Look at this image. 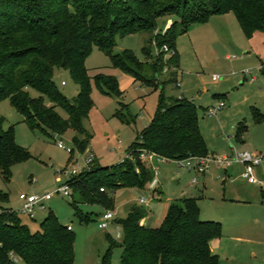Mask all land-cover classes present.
Instances as JSON below:
<instances>
[{"label":"trees","instance_id":"1","mask_svg":"<svg viewBox=\"0 0 264 264\" xmlns=\"http://www.w3.org/2000/svg\"><path fill=\"white\" fill-rule=\"evenodd\" d=\"M227 13L235 15L246 37L264 32V0H0V102L9 99L32 130L50 129L57 134L74 130V146L83 153L92 137L83 125L93 105L92 78L103 92L122 94L115 76L89 75L86 60L95 47L110 58L113 67L133 76L136 82L161 88L153 120L132 143L129 156L111 166H101L95 159L68 181L72 195L77 194L82 202L113 210L112 191L121 187L145 191L146 184L153 181V169H147L142 162L143 151L172 160L210 155L200 128L198 106L184 96L166 99L165 82L160 76L165 63L180 68L179 35L188 32L193 24ZM168 15L174 16L173 24L165 32L156 33L158 19ZM142 31L150 33L142 47L144 60L131 49L114 51L118 36ZM153 39L159 48L167 44L174 54H154ZM58 68L70 70L79 86L75 98L69 99L58 88L54 80ZM167 75L177 84V71ZM30 88L40 94L32 96ZM58 107L68 114L67 118L61 116ZM253 117L257 123L264 122L258 108H253ZM125 120L131 124L135 117L125 115ZM3 122L0 117V172L9 181L12 167L28 160L31 154L17 143L15 125L3 129ZM246 130V125H239V141H243ZM9 200L10 194L0 190V264H18L13 254L23 264H74L73 229L50 210L41 228L32 231L20 212L2 205ZM147 213L144 205L132 207L122 220V241L108 235L110 245L99 264H112L116 246L122 247L120 264H220V256L212 251L210 243L222 237V223L202 219L197 198L172 202L158 226L142 224ZM77 217L80 222L90 221V214L78 213Z\"/></svg>","mask_w":264,"mask_h":264},{"label":"rangeland","instance_id":"2","mask_svg":"<svg viewBox=\"0 0 264 264\" xmlns=\"http://www.w3.org/2000/svg\"><path fill=\"white\" fill-rule=\"evenodd\" d=\"M226 17L228 20L224 26L234 42L230 45L231 47L219 41V37L208 26L209 24H193L188 32L179 35L177 39L181 54L178 75L180 86L169 81L166 73L160 76V80L165 82L166 99L184 96L196 103L200 128L208 150L214 153L212 157L219 160H225V157L231 158L237 152L246 150L264 151V122L257 123L253 117L254 107L264 114V32H256L252 38H248L233 13H229ZM174 20V16L170 15L160 17L157 21L158 32H165ZM149 37L150 33L145 31L125 37L118 36L114 51L131 49L140 59H145L142 47ZM111 65L110 58L97 47L86 60V67L93 72ZM214 75H220L221 78L214 80ZM54 80L69 99L75 98L79 93V86L74 82L69 69L58 68ZM64 81L65 84H63ZM91 87L93 105L88 117L83 119V125L92 137L89 148L83 153L74 146V130L69 129L64 134H57L50 129L32 130L23 121V116L11 105L9 99H3L0 102V117L4 118L3 129L15 125L17 143L27 148L31 154L28 160L12 167L11 180H5L0 172V190L10 194V200L2 204L4 207L19 211L21 192H54L59 185L69 179L66 172L71 170L74 162L80 165L78 169H82L86 158L91 153L96 155V163L101 166H111L123 161L139 133L152 122L161 94V88L147 87L142 82H137L125 90L120 89L121 96L103 92L94 78L91 80ZM29 91L32 96L40 94L33 88ZM220 101H225L226 106L214 114H208V108L216 107ZM46 102L49 103L48 99ZM57 111L62 117H68L62 108L58 107ZM125 115L126 118L130 115L134 116L135 122L128 124ZM241 124L247 126L243 134L244 141L236 138ZM60 140H63L67 147L74 148V153L71 154L65 148L59 147ZM142 162L147 169L152 170V165L147 159H142ZM160 163V168L154 173L153 180L158 179L156 187H151L152 181H150L146 184L145 192L156 197L163 194L165 198H177L179 187L176 175L180 171L182 177L180 181L183 183L190 182L192 176L185 168L171 160ZM209 168L208 186L212 192L207 194L214 200L213 204L221 209H224V204L218 200V195L224 185H226L227 194H232V188L236 189L238 185L251 182L243 175L245 165L242 163L235 161L230 164L211 163ZM226 168L228 176L225 183L222 173ZM253 183L258 181L255 180ZM252 185L256 186L251 195L255 205L253 208L260 211L263 208L260 214H264V197L260 182ZM134 190L121 187L115 190V193L112 191L116 198L114 208L111 209L115 217L107 229H101L98 226L99 218L106 213L107 208L98 203L82 202L77 194L66 198L60 193H55L54 197L46 203L45 209L36 211L35 220L28 219L21 213L19 216L32 231H37L41 228L43 219L50 210H53L64 225H72L76 234L74 264H99L110 245L107 236L110 235L118 242L123 239L122 220L127 218L128 210L133 202L129 196ZM74 201L78 204L75 205ZM253 212L254 210L251 212L247 210L244 212L246 215L241 217L235 213V210L230 211L232 216L238 217V221L244 219V223L251 227L250 230L254 227V235L264 238V221L259 225L251 222ZM78 213L90 214V221L80 222ZM117 227L121 232L120 237L116 235ZM238 245L239 252H244L243 259L236 260L228 255L221 259L220 264H264V239L259 246H252L248 242H240ZM251 247L255 249L257 258L249 261ZM121 252L122 247L113 248L112 264H120Z\"/></svg>","mask_w":264,"mask_h":264},{"label":"crops","instance_id":"3","mask_svg":"<svg viewBox=\"0 0 264 264\" xmlns=\"http://www.w3.org/2000/svg\"><path fill=\"white\" fill-rule=\"evenodd\" d=\"M226 16H229V13L223 14V15H213L210 18V20L206 22V24H209L208 26H210L212 30H214L215 34L219 37L220 42H222L225 46L231 47L230 45H232L234 42L230 38V33L228 34V31L226 30L227 28L225 29L226 26H224L226 25L227 20H228ZM258 32H261V31H258ZM177 49H178V46H177ZM141 60H144V59H141ZM180 63H181V54H180ZM88 73L91 77H94L96 74H99V73L115 76L118 79L120 89L122 90L128 89L133 84L137 83L133 76L124 73L123 71H121L118 68L113 67L112 65L104 69L102 68L97 69L94 72L88 69ZM212 155H214V153H210V156ZM95 159H96V155H95ZM160 164H161L160 162L157 164L159 168H160ZM209 169L205 173H202L201 175H199L198 180L196 182H194L195 173L185 169L192 176L191 181L185 182V183L180 181L182 177L180 176L181 173L179 171L178 175H176L177 176L176 180H177V184L179 187V194H178L179 196H177V198H172V197L165 198L163 194L157 195L156 197L154 195L146 193L145 191L135 189L133 193H131V195L129 196V198L133 202H131L130 208L128 210V214L134 205H144L148 213H147V216L142 220V224L146 226L154 227L158 223L162 222L172 202L178 201L180 199L187 198V197H195L198 199V204L200 207V217L202 219L217 220L222 223V226H223L222 237L214 239L210 243L212 251L220 256V262L223 257L228 256V255H230L236 260L241 259V258L243 259L244 252L242 251L239 252L240 246L238 245V243L248 242L249 244H252V246H259L263 242L264 238L258 235H254V231H255L254 227H253V230H250L251 227H248L249 224L246 225V223H244L245 222L244 219L243 221H238L237 219L238 217L232 216V213H230V211L231 209H233L235 210L236 214H239L241 215V217H243L246 215L244 214L245 211L249 210L251 212V210L252 211L254 210L253 214L252 215L250 214L251 222H253L256 225H259L260 222L264 221V214L262 213L260 214L263 208L261 209V211L260 209L259 210L254 209L253 206L255 205L253 204V201L251 198L253 188H256V186L254 187L252 184H259V182L261 185L262 196L264 197V167L261 166V167L256 168L255 177L258 183H253L255 182L253 181L247 184L245 183L243 185H238L236 189L235 188L231 189L232 194H227L228 191H227L226 185H224V187L222 188V190H220L219 195H218V200H220V202L224 204L223 205L224 209H221L220 207H217V205H214L213 204L214 200L207 194V193L212 192V190L209 189V186H208V183L210 180L209 178L210 173L208 172ZM223 175L228 176L227 168L225 169V172L222 173V176ZM242 178L244 177L242 176ZM225 181L226 180H224V182ZM156 182H158L157 178L152 181L151 187H156V184H157ZM142 197L146 198V201L144 203L140 202V199ZM261 205L259 206L261 207ZM26 217L28 219H31L28 216ZM68 226L72 227L71 224H69ZM236 242H238L237 245H236ZM250 249L252 250L250 251V257L248 260L252 261L254 258H257V254H256L255 249H253V247H251Z\"/></svg>","mask_w":264,"mask_h":264},{"label":"built area","instance_id":"4","mask_svg":"<svg viewBox=\"0 0 264 264\" xmlns=\"http://www.w3.org/2000/svg\"><path fill=\"white\" fill-rule=\"evenodd\" d=\"M156 33H158V30L156 31ZM151 45L153 48V53L156 55L160 51L167 52L168 56H171L174 54V50L170 49L167 44H165L163 47L159 48L156 39H153ZM170 71H177L179 73L180 69L174 65H168L167 63H165L163 73L167 74ZM219 78H221L220 75H214L213 76L214 80H218ZM63 84H65V81L63 82ZM177 85L180 86L179 80L177 82ZM225 106H226V102L220 101L216 107L208 108L207 113L208 114H214L218 110L224 108ZM58 146L61 148H65L71 154L74 151V148L67 147L63 140H60L58 142ZM127 156H129V155H127ZM141 158L147 159V161L152 165V169H153L154 173H156V171L159 169V167L157 165L159 162L166 161V160H172V159H168L165 156H162V155H160L156 152H153V151H143L141 153ZM231 158H232V160H231ZM231 158L225 157V160H219V159H216V158L209 155V156H205V157L191 156V157H188L185 159H178V160H172V161L179 164L180 167H183V168L195 173L194 182H196L198 180L199 175H201L202 173H205L209 169L211 163L221 164V163L226 162L227 164H230L233 161L242 163L245 165V171H244L243 175L246 178H248L251 182L256 180V177H255L256 168L261 167V166L264 167V151H253V152H251V151L246 150V151H242V152H237ZM94 160H95V155L93 153L89 154V156L85 160V165H83L82 169H78V167H80V165H77L76 161L74 162V164L72 162L73 166H72L71 170L66 172L67 176H69V179H71L72 177H74L76 175H79L81 172H83L85 169H87L89 167V165ZM226 178H227V176L224 175L223 180H226ZM69 179H67V181L65 183L59 185L58 188L54 192H45V193H37L34 191L21 192L19 195V200H20L21 205H20L18 212H20L21 214H24L30 218H35L36 217V211L45 209L46 203H48V201H50L54 197L55 193H60L64 196H66V198L71 197L72 196V189L70 187V184L68 183ZM102 190H103V188H102ZM145 201H146V198H144V197H142L140 199V202H142V203H144ZM114 217H115L114 212L111 209H108L106 211V213H104L99 218L98 226L101 229H107L109 227L111 221H113ZM68 228L72 229L71 226H68ZM116 235H117V237L121 236V232H120L119 227H117ZM12 258L18 264L23 263V260L15 254L12 255Z\"/></svg>","mask_w":264,"mask_h":264}]
</instances>
